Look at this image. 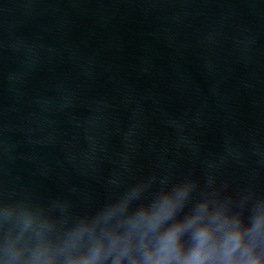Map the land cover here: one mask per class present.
<instances>
[{
  "label": "water",
  "instance_id": "95a60500",
  "mask_svg": "<svg viewBox=\"0 0 264 264\" xmlns=\"http://www.w3.org/2000/svg\"><path fill=\"white\" fill-rule=\"evenodd\" d=\"M230 152L264 189V0H0V184L78 204Z\"/></svg>",
  "mask_w": 264,
  "mask_h": 264
},
{
  "label": "clouds",
  "instance_id": "9594fccd",
  "mask_svg": "<svg viewBox=\"0 0 264 264\" xmlns=\"http://www.w3.org/2000/svg\"><path fill=\"white\" fill-rule=\"evenodd\" d=\"M229 157L240 159L204 160L199 176L169 168L129 180L122 164L102 198L78 204L0 184V264H264V189L221 181Z\"/></svg>",
  "mask_w": 264,
  "mask_h": 264
}]
</instances>
